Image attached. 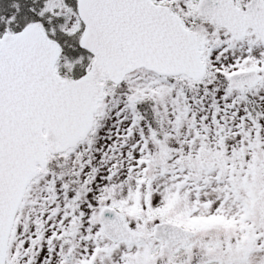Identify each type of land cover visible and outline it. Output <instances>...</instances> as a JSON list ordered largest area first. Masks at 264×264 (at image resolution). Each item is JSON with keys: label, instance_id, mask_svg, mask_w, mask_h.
Masks as SVG:
<instances>
[{"label": "snow or ice", "instance_id": "snow-or-ice-1", "mask_svg": "<svg viewBox=\"0 0 264 264\" xmlns=\"http://www.w3.org/2000/svg\"><path fill=\"white\" fill-rule=\"evenodd\" d=\"M0 264H264V0H0Z\"/></svg>", "mask_w": 264, "mask_h": 264}]
</instances>
